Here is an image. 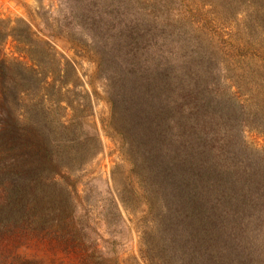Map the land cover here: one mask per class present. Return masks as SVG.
<instances>
[{
	"label": "trees",
	"instance_id": "obj_1",
	"mask_svg": "<svg viewBox=\"0 0 264 264\" xmlns=\"http://www.w3.org/2000/svg\"><path fill=\"white\" fill-rule=\"evenodd\" d=\"M57 4L72 10L60 28L75 29L62 38L95 71L85 80L28 22L0 17V240H54L84 264H112L93 247L95 211L77 186L101 149L88 122L99 96L131 181L149 180L113 200L121 219L120 208L144 205L145 263L264 264V229L239 212L264 208V148L246 140L264 137V0ZM207 19L215 30L234 21V38L222 41Z\"/></svg>",
	"mask_w": 264,
	"mask_h": 264
},
{
	"label": "rangeland",
	"instance_id": "obj_2",
	"mask_svg": "<svg viewBox=\"0 0 264 264\" xmlns=\"http://www.w3.org/2000/svg\"><path fill=\"white\" fill-rule=\"evenodd\" d=\"M41 4L40 7L38 0H0V17L12 20L22 19L28 22L33 31L37 32L41 38L49 41L63 56L73 60L79 74L87 80L88 76L94 73L95 66L75 55V50L72 49L73 45L62 38L68 34L69 38L73 39L72 35L75 29H61L59 26L61 23L59 21L62 20L61 17H71L72 10L63 8V11H60L57 0H42ZM172 4L176 7L178 1H174ZM203 24L207 26L206 29L214 30L222 41L225 38H234V21L231 19L227 20L220 28L217 23L216 30L209 19L205 20ZM39 31L42 32L39 33ZM42 34L49 37H44ZM50 35L54 37L51 38ZM213 35H210V37H213ZM10 44V40L5 44V52L8 54ZM99 91L101 92V88H99ZM232 109L234 110V105H232ZM109 114L110 109L106 101L99 98V96L94 97L93 114L88 122L91 130L100 138L101 149L81 173V177L77 181L78 191L84 197V205L86 206L87 203L88 209L95 211L93 217L96 218L90 220V224L93 226L91 237L93 247L98 250L97 253L101 259L112 264H146L140 254L141 237L137 227V223L139 224L141 220V211L144 209V205L131 203L126 210L120 208V214L123 215L121 219L117 215V208L114 207L113 200L119 193L118 190L122 189L121 187L124 186L131 191L134 187L137 191L138 186L134 182L148 183L149 180L131 181L133 179L130 172L131 167L121 154V141L117 137L110 138L102 124V120L105 121L110 116ZM246 140L251 143V146L254 144L259 149L264 148V137L255 132L247 135ZM126 141L127 139L124 143ZM217 162V159L213 160L212 166L216 167ZM222 182H225L226 186H230L234 181ZM230 190L232 191H229L231 193L229 198H233L234 201V188ZM128 193L124 194L125 199H127ZM129 195L132 196L131 193ZM134 196L138 197L141 202H145L148 197L144 193H137ZM254 198L256 199V197ZM251 202H256V200L251 199ZM263 209L257 210V208H254L239 212L248 217L251 223L255 224L256 229H264V223L261 220V217H264ZM131 210L135 211L131 212ZM250 213L254 216L251 217ZM105 218L111 221L108 226H103L100 223L101 219ZM230 230L231 232L226 229L228 236L237 232V229L234 228V222ZM222 241L224 239L220 238L219 243ZM259 247L262 246L259 245ZM22 261H35L42 264H84L78 255L65 251L62 245L54 240L38 238L24 240L19 237L2 238L0 240V264H17Z\"/></svg>",
	"mask_w": 264,
	"mask_h": 264
}]
</instances>
